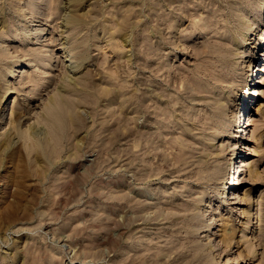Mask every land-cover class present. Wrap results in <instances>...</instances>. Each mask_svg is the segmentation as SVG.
Masks as SVG:
<instances>
[{
	"label": "rangeland",
	"instance_id": "374dc122",
	"mask_svg": "<svg viewBox=\"0 0 264 264\" xmlns=\"http://www.w3.org/2000/svg\"><path fill=\"white\" fill-rule=\"evenodd\" d=\"M65 1L0 0V264H264V80L248 140L237 108L262 74L264 0L254 15L236 4L251 26L233 46L236 79L214 88L225 123L209 128L214 94L190 86L201 33L183 0H70L81 18L62 25ZM66 50L86 54L74 72ZM203 153L222 167L208 185L195 175Z\"/></svg>",
	"mask_w": 264,
	"mask_h": 264
},
{
	"label": "bare ground",
	"instance_id": "6f19581e",
	"mask_svg": "<svg viewBox=\"0 0 264 264\" xmlns=\"http://www.w3.org/2000/svg\"><path fill=\"white\" fill-rule=\"evenodd\" d=\"M257 1L261 2L262 0H183L182 1L183 5L181 4V7L179 6L183 12V13H181L182 14L181 16L185 17V19L188 20L189 31H191V32L197 31V32L201 33V36L199 38V39H201L200 40L201 46L197 47L198 49H201V50L198 51L195 49L196 55H197L196 58L199 60V63H198V66L196 68L197 71H196V74L194 77L195 80L193 81L192 85H190V86L192 87V89L196 88V91L198 89V90H200L204 93H207V94H208V92L214 94V95H209L211 98L210 104L212 105V107L209 109L210 111L207 113V117L209 118V120L206 119L207 121H205V123H203V124H205V125H203V127H206V128H209L210 126L212 127L214 116L217 117V120H215L216 125L221 124V122L225 123V120H224L225 118L222 114L224 108H222L221 104L219 103V101H218L219 98L216 97V94H218V93L215 92L216 90L214 88L216 86L217 87L218 86L219 87L225 86L226 83L230 82L231 80L236 79V77H235L237 75L236 58L239 56V53L236 51V49H238V48L234 49L233 46L234 45L238 46L241 42V40H240L241 37L240 38L238 37V34H240V33H238V32H242L244 30V28H249L251 26V24L249 23V20H247L246 17H248V14L254 15L253 12L255 9H254V6L252 7V5H254L255 2L257 3ZM187 2H189V3H187ZM237 2L242 3L241 6L244 7V9L246 11L249 12L247 14V16L245 14H243L242 12H240L241 8L239 7V5H236ZM72 9H73L72 2L70 3V0H66L64 3V9L61 13L63 16L62 25H65L70 20H78L81 18L77 13L70 12V11H72ZM177 11H178V9H177ZM0 22H1V20H0ZM175 24H176V21L172 25L174 26ZM112 27H114V26H112ZM263 28L264 27H261L260 30H262ZM185 29H187V28H185ZM190 36L191 35H189V34L184 35V36H181L179 39H181L182 41H187V42L191 40V43L193 42L194 46L198 45L196 43V41H193L192 39H190ZM85 57H86V54L83 51L78 50V51L74 52L73 54H71L70 50H66L64 55H63V59H60V60L69 61L66 64V69H68L71 72H74V70H75L74 67L83 64ZM256 72H257V74H258V72L259 73L262 72V74L260 76H257L256 78H254L252 80L251 84L254 86L252 88V91L249 92L248 95L243 96L241 99H239L237 101V108L239 107V109H242V112H243L242 113L243 114V121H242V123L239 124V122H238L239 120H237L235 126L238 124L240 125V127H241L240 133L241 132L245 133V135H242L241 138L242 139L245 138V140H248V136L250 134L249 129H248V125L251 124L249 111H250V109L253 108V106L255 104L254 101L251 105H250V103L252 101V98H254L257 93H259L258 97L261 96L263 93V90L260 86V83L263 82V80H264V64L259 63L257 68H256ZM68 76H69V74H68ZM249 76H250V73H247L245 80L248 79ZM69 77H66V78H68L69 80L70 79L72 80V76L70 75ZM251 84H249V86ZM247 85L248 84L245 83V87ZM209 86H212L213 88L212 87L210 88ZM188 89H190V88H188ZM132 94L136 95L135 93H132ZM142 95H144V94H142ZM3 97H4V95H2V92H0V101H2ZM145 97H146V95H145ZM132 98H134V97H132ZM55 101L57 102V104H59L61 102L60 103L61 105L67 104V106H70L69 104L71 103V100H66V99L64 100L61 98V96L56 98ZM131 102L133 103L134 101H131ZM216 103H217V105H215ZM145 104L146 103H144V97H141V98H139V100H136L134 102V107L138 108L140 111H144V110L147 111L148 110V104H147V106ZM51 106L55 107V102ZM51 106H49L47 108V110L50 111L53 116H56V120L52 121L53 123L56 122L54 124L55 125L54 128L60 127L66 121V117H65L64 112H63L65 110H63L61 107H59L60 109L51 110V108H52ZM246 109H248V111L246 113L247 117L244 116ZM15 112H17L16 109H15ZM145 114H148V113H145ZM239 114L240 113L237 112L235 114V116H237ZM68 116H69L68 118L70 119L69 121H72V122L75 121L73 116H71V113L68 112ZM246 118H247V122H246V124H244V122H245L244 120H246ZM237 129H239V126L237 127ZM128 132L129 131H127V133ZM184 133H186V132H184ZM8 141L11 142V134L7 135V137H6V142H8ZM185 153H186V149H184L183 146L180 147L179 153H177L174 156L175 161L180 163V164L185 163L186 162L185 161V159H186ZM234 154H236V156L235 155L231 156V158L240 157V156H237L238 154H240V153H237V151ZM240 162H241V164H240ZM233 164L234 163L230 164V166H232ZM230 166L227 170V174L225 177V179L227 178L230 180V183L228 182L229 183L228 189H226L227 190V194H226L227 197L230 194L229 188L231 186H234V185L238 186L239 181L241 180L240 179L241 173L243 170L246 169V163H245V160L238 158L237 162L235 163V167L232 168V171L230 170ZM221 169H222L221 166L213 165L211 163L210 156L208 153H206V154L203 153L202 158L199 159L198 165L196 166L195 175H197L196 176L197 180L200 183L208 185L209 183H211L213 181V179L218 178L221 175V172H220ZM230 171H231V173H230ZM224 195H225V193H222L220 196L223 197ZM186 206H187L186 209L188 210V209H190L191 204H186ZM198 217H199V215L197 213H192V215L189 217V219L191 218V220L194 221V220L198 219ZM136 219H138V218H136Z\"/></svg>",
	"mask_w": 264,
	"mask_h": 264
}]
</instances>
